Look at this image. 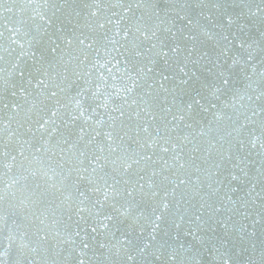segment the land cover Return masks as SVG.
Masks as SVG:
<instances>
[{
    "label": "snow or ice",
    "instance_id": "snow-or-ice-1",
    "mask_svg": "<svg viewBox=\"0 0 264 264\" xmlns=\"http://www.w3.org/2000/svg\"><path fill=\"white\" fill-rule=\"evenodd\" d=\"M0 264H264V0H0Z\"/></svg>",
    "mask_w": 264,
    "mask_h": 264
}]
</instances>
